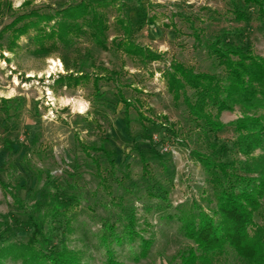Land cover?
I'll return each mask as SVG.
<instances>
[{
  "label": "rangeland",
  "instance_id": "1",
  "mask_svg": "<svg viewBox=\"0 0 264 264\" xmlns=\"http://www.w3.org/2000/svg\"><path fill=\"white\" fill-rule=\"evenodd\" d=\"M78 1L0 0V178L7 185H0V215L19 210L8 191L28 208L36 192L45 199L46 192L66 190L81 195L71 210V227L64 237L67 246L80 253L82 262L104 264L99 240L103 224L114 223L120 231L124 215L132 210L136 232L150 239L152 246L139 262L128 259L127 245L116 247L118 259L123 264H174L191 244L179 229L180 209L209 211L214 201L208 202L212 199L209 177L191 155L208 153L205 138L184 105L173 102L162 73L173 60L196 71H211L212 60L203 44L223 29H243L242 42L254 56L264 58V22L252 20L245 25L234 21L229 0H121L124 7L116 0L107 9L106 49L83 35L48 56L33 54L36 44L29 36L35 32L30 30L16 41L12 52L7 50L13 28L9 26L18 16L50 14ZM120 17L132 22L130 39L158 54V59L141 61L116 48V42L127 38L118 24ZM77 70L89 78L73 87L56 83L60 75ZM95 76L104 77L97 96L92 85ZM120 94L133 105L129 133ZM4 106H9V116ZM137 112L158 124L153 129L142 119L152 144L160 140L174 148L166 153L155 143L161 158H149L148 174L142 171L139 152L150 155V142L144 138ZM240 114L238 108L224 111L220 121L228 124ZM219 138L231 144L235 134L227 127ZM101 146L114 151L115 174L105 173L109 170L98 149ZM259 154V150L254 152V156ZM96 162L105 185L98 184ZM28 233L26 228L19 229L13 240L25 241ZM234 263L229 257L225 264Z\"/></svg>",
  "mask_w": 264,
  "mask_h": 264
},
{
  "label": "trees",
  "instance_id": "2",
  "mask_svg": "<svg viewBox=\"0 0 264 264\" xmlns=\"http://www.w3.org/2000/svg\"><path fill=\"white\" fill-rule=\"evenodd\" d=\"M115 1L80 0L54 13L18 16L9 26L13 28L7 50L12 52L16 41L30 30L35 32L29 36L36 44L33 54L48 56L60 45L68 48L75 38L83 35H88L96 47L106 49L107 9L117 2L119 7H124L121 0ZM229 5L233 20L238 23L264 22V0H229ZM53 20V25L46 28ZM118 24L127 38L115 43L117 49L141 61L160 57L130 39L132 22L129 19L120 17ZM193 33L200 41L199 34ZM243 36L241 28L223 29L203 44L206 55L212 60L211 71H196L192 66L173 60L162 73L173 102L184 105L199 134L205 138L208 153L191 152V155L208 175L212 187V199L208 202L214 201L209 211L201 207L187 212L180 209L179 229L191 244L177 256L174 264H225L229 257L235 260L234 264H264V222H260L264 219V58L251 53L249 46L242 42ZM79 73L81 71L77 70L60 75L56 83L73 87L89 78ZM103 79V76L92 79L96 96L99 95V81ZM119 96L125 129L129 133L128 115L133 105L121 94ZM235 108L239 109L240 116L223 124L220 114ZM4 113L9 116V106H4ZM137 116L144 138L150 142V155L139 152L142 171L148 174L149 158H161L156 149L161 142H155L156 147L151 143L149 128L142 124V119L153 129L158 124L138 112ZM227 127L235 134L231 144L219 138ZM168 130L176 134L170 127ZM98 149L108 164L105 169L109 172L105 173L115 174L114 151L103 146ZM256 150L260 154L254 156ZM102 174L96 162L98 184L105 185L106 178ZM0 185L7 187L1 178ZM69 186L75 188L73 184ZM7 194L19 210L0 215V264L8 260H19L20 264H86L78 251L67 246L64 237L70 230L72 211L81 200L80 194L56 190L55 193L46 192V198L42 199L36 192L28 208L15 194L9 191ZM19 215H24L25 219L21 220ZM123 220L120 231L114 223L106 221L103 224L99 240L104 248V264H123L118 259L116 247L123 249L127 245V257L132 262H139L149 253L152 241L136 232L132 210ZM25 228L29 231L25 241L13 240L15 233Z\"/></svg>",
  "mask_w": 264,
  "mask_h": 264
},
{
  "label": "built area",
  "instance_id": "3",
  "mask_svg": "<svg viewBox=\"0 0 264 264\" xmlns=\"http://www.w3.org/2000/svg\"><path fill=\"white\" fill-rule=\"evenodd\" d=\"M154 139H157L156 136H153ZM159 140H156V142H158ZM172 146H170L168 143H164V142H161L160 143V150H162L163 152H166V153H172L173 149L171 148Z\"/></svg>",
  "mask_w": 264,
  "mask_h": 264
}]
</instances>
